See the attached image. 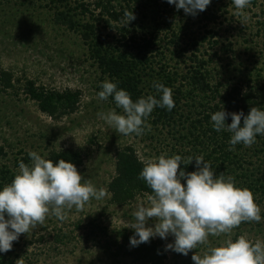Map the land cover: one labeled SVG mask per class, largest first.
<instances>
[{
	"label": "rangeland",
	"instance_id": "obj_1",
	"mask_svg": "<svg viewBox=\"0 0 264 264\" xmlns=\"http://www.w3.org/2000/svg\"><path fill=\"white\" fill-rule=\"evenodd\" d=\"M84 1L89 3V0ZM171 9L176 10L180 25H189L199 36L205 34L204 30H199L207 23L203 11L192 16L185 14L183 9H176L175 5H171ZM180 10L182 14L178 13ZM211 11L218 21L207 26L208 30L217 33L215 39L219 44H205L200 57L205 61L213 58L207 69L214 86L224 93L234 86L247 91L263 85L264 0H250L243 10H237L231 0H224L212 6ZM143 21L151 25L149 21ZM103 32L108 42L116 45L117 40H121L119 33L113 30ZM141 33L138 31L137 38H141ZM165 35L170 37L165 32L161 37ZM156 53L149 56L154 64L153 70L147 72L153 75V80L159 81L163 65H167V71L171 73L176 72L181 77L188 75L192 65L188 59L180 60L171 53L165 56ZM0 71L11 73L15 83V88L7 92L0 86V148L6 153L5 157L0 155V172L8 167L17 173L16 163L29 151H36L48 159L53 151L74 150L84 159V165L78 171L82 178L107 190L103 199H91L79 211L69 210L64 221L47 216L42 224L20 234L11 250L0 253V261L4 257L7 264H136L119 251V246L124 236L134 235V230L129 227L134 221L132 213L138 203H148V196L140 195L124 207L111 204L108 186L116 174L117 152L131 146L143 162L162 153L178 154L183 165L194 169L195 161L189 162L187 158L203 155L212 165L210 154L216 157L218 154L212 151L215 146L211 136L204 137L206 129L199 125L196 131L190 128L192 113L203 109L194 110L191 104L182 105L180 110L184 117L175 125L152 124L150 121L147 122L150 129L146 128L140 136L117 132L98 116V113L116 108L109 99L100 100L97 96L101 83L107 78L90 60L88 46L82 37L59 25L55 11L47 7L44 0H0ZM27 81L58 92L80 91L78 110L57 120L50 118L26 96L24 85ZM116 111L122 113L123 110L116 108ZM193 132L200 136L198 141L206 145L199 146ZM220 167L219 174L214 172L217 176L224 174V165ZM256 203L261 209L260 222H242L227 235L210 236L206 244L197 245L187 256L165 250V246L174 241L171 234L166 239H152L163 244L167 264H194L191 259L194 254H202L226 238L245 235L252 241L264 240V200ZM154 223L155 219L150 218L149 226Z\"/></svg>",
	"mask_w": 264,
	"mask_h": 264
},
{
	"label": "trees",
	"instance_id": "obj_2",
	"mask_svg": "<svg viewBox=\"0 0 264 264\" xmlns=\"http://www.w3.org/2000/svg\"><path fill=\"white\" fill-rule=\"evenodd\" d=\"M44 1L47 7L55 11L59 25L82 37L85 45L88 46L90 60L101 75L110 81L118 82V87L127 90L133 101L150 94L159 98V94L150 86L154 77L147 73L148 70H153L152 64H154L150 55L154 52H158L156 54L160 56L171 53L180 60L188 59L192 65L185 77L179 76L176 72L167 71L169 69L167 65L161 67L163 73L160 75L159 82L172 89L175 106L171 111L166 108H154L147 122L173 126L184 117L180 110L182 105L191 104L194 110L203 109V111L192 113L190 128L196 131L199 125L200 128L206 129L204 137L211 136L210 140L215 146L212 151L218 154L217 157L210 154L214 172L222 171L220 166L224 165L225 177H233L237 187L250 189L255 202L264 200V135H257L256 143L250 147L240 143L230 151L228 140L231 133L226 129L220 132L215 131L210 122L211 114L221 110L222 107L227 112L243 111L245 115L252 107L264 109V84L247 91L234 86L222 93L218 86H214L213 78L207 69V64L210 61L213 62V58L205 61L200 57L205 44L209 46L219 44L215 39L217 33L208 30L207 25L217 23L218 17L211 11V8L224 0H211L210 5L202 12L203 19L207 23L201 29L199 28L205 32L200 36L189 25L179 24L176 10L171 9V5L166 0H89V3H85L84 0ZM126 13H132L134 19L129 21L130 17L126 16ZM178 13L182 14L181 10ZM144 19L151 25H146ZM103 30H113L119 33L121 40H117L116 45L108 42ZM138 31L142 32L141 38H137ZM162 32L169 34L170 37L166 35L161 37ZM132 33L136 34L131 36ZM160 48L163 51H160ZM214 49L215 47H212V50ZM214 56L218 58V53ZM148 77H150L149 85L148 80L146 81ZM0 86L3 92L13 90L15 88L13 75L0 71ZM145 88L150 89L146 91ZM24 92L30 100L37 104L42 113L55 120L75 113L81 101L80 91L58 92L44 86H37L33 81L26 82ZM108 99L114 103L112 97ZM199 116L201 118H198ZM225 123L230 124L231 117H228ZM241 124H243V118ZM193 135L199 146L206 145L205 142L198 141L200 136H196L194 132ZM0 155L6 156L3 148H0ZM255 158L256 162L253 161ZM48 159L53 160L54 163L64 159L73 163L78 171L84 165L81 153L74 150L53 151ZM21 161L29 164L30 157L26 155L20 159L16 163L18 167ZM144 163L131 146H126L117 152L116 174L108 186L111 204L124 207L140 195L153 194L146 182L138 179ZM180 169L186 173L196 170L183 164L180 165ZM15 174L8 167L2 170L0 187L11 183ZM132 236L133 234L124 236L123 243L119 246L120 252L136 264H167V254L160 241L150 239L149 242L133 247L129 242ZM0 264H7L4 257Z\"/></svg>",
	"mask_w": 264,
	"mask_h": 264
},
{
	"label": "clouds",
	"instance_id": "obj_3",
	"mask_svg": "<svg viewBox=\"0 0 264 264\" xmlns=\"http://www.w3.org/2000/svg\"><path fill=\"white\" fill-rule=\"evenodd\" d=\"M166 2L178 10L183 9L185 14L196 16L206 10L211 0ZM231 2L237 10L250 4V0ZM126 16L130 17L129 21L134 19L132 13ZM151 86L159 98L150 94L133 101L127 90L118 87V82L105 79L98 98L112 97L116 108L123 111L118 113L112 108L98 116L125 136L142 135L146 128L150 129L147 119L154 108L171 111L175 106L171 88L155 80ZM228 117H231L230 124L225 123ZM210 119L215 131L226 129L231 133L230 151L240 143L250 147L256 143L257 135H264L262 108L252 107L245 115L243 111L227 112L222 107L211 114ZM28 156L30 163L21 161L11 183L0 187V253L11 250L20 234L42 224L47 216L64 221L69 210H82L91 199L101 200L107 194L106 188H97L90 180H84L69 161L60 159L54 163L36 151H29ZM187 159L195 161V171L186 173L180 169L182 157L178 154L162 153L144 163L138 179L145 181L153 194L147 197V204L138 203L132 213L131 246H139L155 237L166 239L171 234L174 241L168 243L165 250L187 256L197 245L206 244L210 236L227 235L242 222L261 221V209L250 189L237 187L233 177L215 175L203 155ZM150 218L155 219L153 226H149ZM191 259L194 264H264V240L252 241L245 235L226 238Z\"/></svg>",
	"mask_w": 264,
	"mask_h": 264
}]
</instances>
